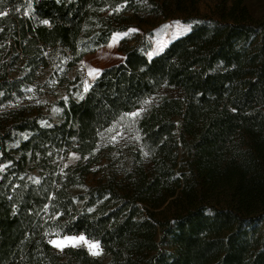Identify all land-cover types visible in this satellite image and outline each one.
<instances>
[{"label":"trees","instance_id":"obj_1","mask_svg":"<svg viewBox=\"0 0 264 264\" xmlns=\"http://www.w3.org/2000/svg\"><path fill=\"white\" fill-rule=\"evenodd\" d=\"M198 1L0 0V264H264V17ZM174 17L158 53L132 33L87 91L67 75ZM79 233L107 261L48 240Z\"/></svg>","mask_w":264,"mask_h":264},{"label":"rangeland","instance_id":"obj_2","mask_svg":"<svg viewBox=\"0 0 264 264\" xmlns=\"http://www.w3.org/2000/svg\"><path fill=\"white\" fill-rule=\"evenodd\" d=\"M218 0H199L198 1V9L201 13H212L216 10V4ZM245 5L248 6L250 11L253 13L254 16H262L264 17V0H244ZM227 4H229V0L227 1ZM189 24L184 23L181 21L179 17H174L171 19H167L164 23L155 26V27H149V26H141V27H131L125 32H116L112 35L110 40L107 44L104 46H101L93 53L86 54L82 60L76 64L75 66L68 69L67 75L69 77H72L76 72H80L83 77V90L85 91V87H88V84L99 74V72L110 65L119 63L123 59V54L119 50L118 45L120 39L123 37L129 36L132 33H139L141 35H145L146 39L150 42L149 49L147 51L148 56H152L159 51L163 49V47L169 43L174 38L186 33L189 29ZM184 29H187V31H184ZM134 30V31H130ZM126 34V35H125ZM59 53V52H58ZM57 53L55 54L57 58ZM63 55V54H62ZM61 56V55H60ZM57 68L59 69V72L63 70V66L57 65ZM93 69L99 70L98 74L95 72H92ZM46 73H50V71H46ZM91 73V74H90ZM56 82L54 80L53 84ZM154 97H150L147 100V103H150L154 100ZM52 97L49 95H42V96H34L31 95L28 99V101L33 102L35 105L40 107L42 110H45V101H51ZM144 107H141L131 113H129L125 119L123 120L124 124H131L138 116L139 114L144 110ZM138 113L135 117H133L131 114ZM128 127L126 125H120L117 126V129L113 130L114 135H121L126 136V129ZM78 159V155L75 152H69L66 157L62 160V165H68L71 163H74ZM96 179V175L89 176V182L92 183ZM83 235L82 233L79 234H67V235H57V234H49L48 240H59L63 241L65 237H79ZM86 240L89 243L98 242L94 239L87 238L85 235H83ZM99 243V242H98ZM71 245V244H69ZM79 245L85 246L88 250L89 247L84 244L80 243ZM100 246V244H99ZM90 251V250H89ZM99 254L95 255L98 257H102L104 261H107V257L103 255L101 246L98 249ZM91 252V251H90ZM92 253V252H91Z\"/></svg>","mask_w":264,"mask_h":264},{"label":"snow or ice","instance_id":"obj_3","mask_svg":"<svg viewBox=\"0 0 264 264\" xmlns=\"http://www.w3.org/2000/svg\"><path fill=\"white\" fill-rule=\"evenodd\" d=\"M43 23L47 24L48 21H43ZM130 31H134V30H130ZM184 31H187V29H184ZM92 72H95V73L98 74L99 70L93 69ZM85 91H87V86L85 87ZM131 115L133 117H135L136 115H138V113H133ZM113 139L115 140V137H113ZM49 242L53 246H56L58 248L67 247L69 244H71L72 247H77V246H79L80 243H84V244H86L89 247V250L92 252L93 255H98L99 254V251H98V249L100 247L99 243L98 242L89 243L83 235H81L79 237H71V238L65 237L63 241L51 240Z\"/></svg>","mask_w":264,"mask_h":264}]
</instances>
